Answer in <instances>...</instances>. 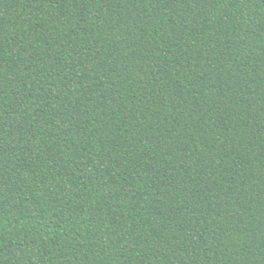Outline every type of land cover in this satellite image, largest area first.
<instances>
[{
	"label": "trees",
	"instance_id": "obj_1",
	"mask_svg": "<svg viewBox=\"0 0 264 264\" xmlns=\"http://www.w3.org/2000/svg\"><path fill=\"white\" fill-rule=\"evenodd\" d=\"M0 264H264V0H0Z\"/></svg>",
	"mask_w": 264,
	"mask_h": 264
}]
</instances>
